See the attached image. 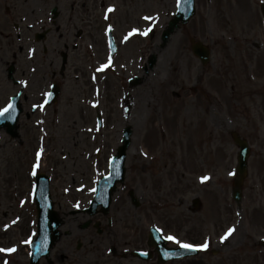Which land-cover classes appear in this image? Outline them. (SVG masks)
<instances>
[{
    "label": "rangeland",
    "instance_id": "1",
    "mask_svg": "<svg viewBox=\"0 0 264 264\" xmlns=\"http://www.w3.org/2000/svg\"><path fill=\"white\" fill-rule=\"evenodd\" d=\"M0 1L3 17L6 18L2 6L10 8L8 19L12 24L18 17L38 11L43 3L47 6L49 0ZM176 1L62 0L64 17L73 8L75 21L89 30V39L76 38V47L67 52L63 48L65 40L55 44L52 39L54 30L44 45H36L31 39L36 47L31 60L26 49L18 48L25 42L12 41V29L0 15V69L3 63H15V77L25 83L24 93L30 102L37 103L39 93L48 89L52 81H62L58 100L43 111L37 106V111L30 114L29 103L21 100L29 115L21 114L17 139L0 130V248L16 249L0 252V264H28L29 245L25 239L32 236L28 224L35 214L29 195L36 153L43 148L38 169L49 176L51 192L66 207L64 211L77 202L84 206L83 194L107 172L106 158L115 154L125 128L130 129L131 145L123 190L133 188L145 200L138 210L129 205L128 199L126 204L120 200L113 214L127 205L121 215L144 217L152 224L156 221L172 229L167 228V234L171 230L172 234L185 235L186 227L191 225L189 230L202 229V234L200 230L194 234L193 229L191 236L181 240L209 243L204 253L185 262L188 264H264V249L259 245L264 239V18L259 9L264 0H195L194 17L163 45L161 33L175 13ZM109 8L113 9L111 22L122 46L114 58L103 48L98 31L108 21ZM72 18L71 14L65 24L71 27ZM88 19L90 24L86 26ZM62 21L59 16V27ZM148 26L153 36L144 37L142 32ZM133 29L138 34L124 42ZM192 40L210 46L211 59L206 66L191 53ZM87 44L92 45L89 50ZM61 52L68 56L63 78ZM151 56L155 63L149 67ZM107 60H112V66L99 71ZM221 69L224 80L227 71L238 77L239 102L234 103L235 109L217 108L205 97L206 91L214 94L216 90L205 86L204 79L212 78ZM135 76L139 84L129 86L128 80ZM4 81L0 70V83ZM225 86L226 81L224 90ZM234 96L237 98V93ZM80 98L90 99V104L101 98L105 121L100 131H96L93 106H80ZM228 101L233 106L231 98ZM232 130L246 138L251 147L246 196L240 212L230 198L229 173H234L237 154L229 135ZM202 176L210 179L202 181ZM219 179L225 183L223 190L215 185ZM187 184L190 187L183 189ZM63 193L68 194L63 197ZM179 196L184 204L177 203ZM194 197L202 206L190 215L192 219L184 218L189 214L184 209ZM168 202H174L175 209L167 206ZM174 215L185 221L177 223ZM82 218L81 214L65 216L63 240L86 233L79 227ZM232 226L236 231L222 242L221 237ZM53 250L57 253L60 248L57 245ZM80 254L76 257L85 264Z\"/></svg>",
    "mask_w": 264,
    "mask_h": 264
},
{
    "label": "flooded vegetation",
    "instance_id": "2",
    "mask_svg": "<svg viewBox=\"0 0 264 264\" xmlns=\"http://www.w3.org/2000/svg\"><path fill=\"white\" fill-rule=\"evenodd\" d=\"M223 77V71H220L219 75L216 76V83H220L223 86V82L226 81L225 88L232 93L231 99L234 104V93L239 86L238 77L234 75V73L231 74L229 71L226 72V80H224ZM208 80L207 78V83ZM229 97L230 94H228L227 98L221 96L220 99L222 101L224 99L228 100ZM188 188V184L183 187L185 190ZM120 200L126 204L125 198H121L119 201ZM116 205L113 206L115 211ZM123 211L124 207L120 209L118 214L110 215L109 218L104 217L103 220H105V223L99 222V228H101L100 233L92 223L91 234L93 235H90L88 243L89 246L93 247L95 250V258H89L88 261L90 263L85 264H158L155 254H152V252L150 255L151 260L147 263L142 262L134 255L135 252L149 251L147 249V240H144L143 220L140 216H135L133 218L131 215H121ZM101 234H103V236H101L100 240ZM75 264L84 263L81 261Z\"/></svg>",
    "mask_w": 264,
    "mask_h": 264
},
{
    "label": "water",
    "instance_id": "3",
    "mask_svg": "<svg viewBox=\"0 0 264 264\" xmlns=\"http://www.w3.org/2000/svg\"><path fill=\"white\" fill-rule=\"evenodd\" d=\"M178 10L177 13L175 14V17L169 22L167 29L164 31L162 39L163 42H166L168 40V37L171 33L174 32L175 29L179 28L178 23H181L182 25H185L189 19L193 16L194 14V0H178V6H177ZM262 13L264 15V5L262 6ZM192 51L193 53L200 58L201 63H206L208 61V57H209V51L207 48H205L203 45H201L200 43H196L193 44L192 46ZM153 60V59H152ZM153 63V61H152ZM57 91H55V95H56ZM17 120V117H16ZM131 132L129 131V129H126L124 131V136L126 137V140L124 141V144L122 147L119 148L118 150V155L117 157L114 159V164H113V169L111 171V176L108 180L106 181H111L110 182V186H111V191L114 190V185L116 183V181L122 182L123 177H124V166H123V159H124V155H125V150L128 146L129 143V136H130ZM233 139L234 142L239 146L240 148V152L238 154V167H237V172L239 173V175L241 177L245 176L246 173V160L248 157V153L249 150L247 148V145L244 141L240 140L236 135H233ZM40 178H38L39 180ZM40 179L38 181V185L36 188V192H37V196H38V192L44 189V183L43 181ZM236 197L238 198V193H236ZM36 208H37V213L39 216V220H43L44 216L47 215V217L50 220L54 219V213L51 211L50 209V204L49 202L46 200V202H39V200H36ZM40 224V222H39ZM48 227L50 228V231L55 232L54 228L48 224ZM54 239H56V233H54L52 236H50V245L54 242ZM164 245L160 244L157 245L156 248L159 252V254L161 253V255L165 256V259H167L168 257H170V252H167L165 250V248H163ZM192 252V251H191ZM173 256H171L172 258H176L177 256H181L182 254H177L176 253H172ZM165 261V260H164Z\"/></svg>",
    "mask_w": 264,
    "mask_h": 264
},
{
    "label": "snow or ice",
    "instance_id": "4",
    "mask_svg": "<svg viewBox=\"0 0 264 264\" xmlns=\"http://www.w3.org/2000/svg\"><path fill=\"white\" fill-rule=\"evenodd\" d=\"M109 12L113 11L112 8L108 9ZM145 19H151L150 17H145ZM137 29H133V32H137ZM151 31V28L147 29L146 31H144L142 34L143 35H147L148 32ZM127 39V37L125 38ZM111 61H109L110 63ZM108 65H103L101 67V69L99 70H103L104 68H106ZM14 107V105L12 103H9L7 105V107L0 109V117L4 116L5 113H8L10 109H12ZM43 153V148L40 149V151H38L36 153V163L33 165V170H32V175L35 176L37 174L36 170L40 167V158L41 155ZM145 155H147V153H145ZM230 175H234L235 173H229ZM210 177L209 176H202L201 180L202 181H207L209 180ZM93 191H95V189H93ZM15 223V221L13 222ZM7 227V226H6ZM236 231L235 226H232L230 228L227 229V231L225 232V234L221 237V241H225L227 240L234 232ZM168 240L173 241L175 244L179 245L181 248L184 249H189V250H206L209 247V243L207 240H205L203 243L200 244H192V243H188V242H184L181 241L180 239H178L176 236L174 235H169L166 237ZM25 243L31 244L33 243V241L31 239L25 241ZM16 251L15 248H0V252H6V253H11ZM5 264H7V261H5Z\"/></svg>",
    "mask_w": 264,
    "mask_h": 264
}]
</instances>
